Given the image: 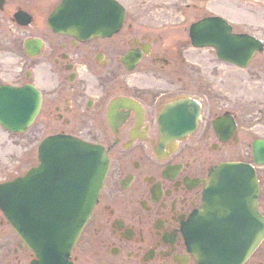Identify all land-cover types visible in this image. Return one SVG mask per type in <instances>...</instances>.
Listing matches in <instances>:
<instances>
[{"label": "flooded vegetation", "instance_id": "obj_1", "mask_svg": "<svg viewBox=\"0 0 264 264\" xmlns=\"http://www.w3.org/2000/svg\"><path fill=\"white\" fill-rule=\"evenodd\" d=\"M61 1L51 8V0H0V36L17 38L22 32L31 41L22 64L24 83L42 94L35 134H69L103 146L109 157L72 263L198 264L183 231L204 205L211 170L225 162L252 163L233 156L243 141L238 130L222 141L213 129L215 118L231 112L210 104L206 79L194 80L184 29L183 36L167 38L162 25L158 31L138 30L125 17L113 35L79 40L49 27ZM18 13L30 22L21 26ZM118 98L125 100L110 112ZM194 99L203 110L196 130L183 139H163L164 109ZM258 178V209L264 216V176ZM7 240L11 253L3 255ZM34 260L0 210V264ZM244 264H264V239Z\"/></svg>", "mask_w": 264, "mask_h": 264}, {"label": "water", "instance_id": "obj_2", "mask_svg": "<svg viewBox=\"0 0 264 264\" xmlns=\"http://www.w3.org/2000/svg\"><path fill=\"white\" fill-rule=\"evenodd\" d=\"M123 18L124 9L115 0H64L50 25L57 32L89 39L112 35L120 29ZM190 35L195 47H213L221 61L242 69L257 51L264 50L261 41L248 34H234L220 17L194 24ZM30 45L29 41L25 44L29 53ZM41 103V94L32 85L0 86V125L13 133L26 132ZM189 108L187 116L178 112L162 116L164 136L181 138L195 129L200 107ZM171 124H187L189 128L173 132ZM214 127L222 139L236 130L228 116L219 118ZM252 147L255 164L264 165V140L255 141ZM39 160L40 166L25 177L0 185V207L23 243L38 257L34 264H72L71 252L107 175V152L72 137L53 136L40 145ZM258 194L259 182L251 165L226 163L211 172L204 206L187 230L189 250L199 264H242L255 251L264 238Z\"/></svg>", "mask_w": 264, "mask_h": 264}, {"label": "rangeland", "instance_id": "obj_3", "mask_svg": "<svg viewBox=\"0 0 264 264\" xmlns=\"http://www.w3.org/2000/svg\"><path fill=\"white\" fill-rule=\"evenodd\" d=\"M127 9L126 18L139 30H162L167 38L186 35L190 25L207 16H221L235 32L249 33L264 42V0H119ZM58 0H51V8ZM134 14V16H133ZM137 20L135 23L133 21ZM167 22V23H164ZM26 33L17 38L0 36V85L26 82L23 43ZM189 59L194 80L208 81L210 104L217 110L230 111L237 117L242 136L240 153L243 160L252 159L251 145L264 139V53L258 54L248 68L238 69L218 60L213 49H190ZM196 94V92H195ZM23 135H12L0 127V184L23 175L37 162L38 144L46 135H35L37 127ZM31 133L35 138H31ZM52 133V132H47ZM38 136V137H37ZM264 176V167L259 168ZM11 242L3 241V255L11 253Z\"/></svg>", "mask_w": 264, "mask_h": 264}]
</instances>
